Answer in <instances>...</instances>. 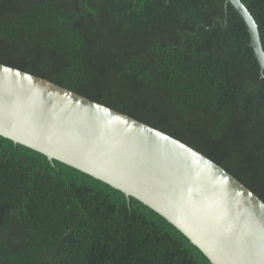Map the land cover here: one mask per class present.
Segmentation results:
<instances>
[{
	"label": "trees",
	"instance_id": "16d2710c",
	"mask_svg": "<svg viewBox=\"0 0 264 264\" xmlns=\"http://www.w3.org/2000/svg\"><path fill=\"white\" fill-rule=\"evenodd\" d=\"M264 50V0H241ZM225 0H0V63L201 152L264 202V77ZM0 264H212L156 211L0 135Z\"/></svg>",
	"mask_w": 264,
	"mask_h": 264
},
{
	"label": "water",
	"instance_id": "95a60500",
	"mask_svg": "<svg viewBox=\"0 0 264 264\" xmlns=\"http://www.w3.org/2000/svg\"><path fill=\"white\" fill-rule=\"evenodd\" d=\"M243 19L264 77L257 23ZM0 135L57 159L147 205L212 264H264V202L181 140L45 78L0 63Z\"/></svg>",
	"mask_w": 264,
	"mask_h": 264
},
{
	"label": "bare ground",
	"instance_id": "6f19581e",
	"mask_svg": "<svg viewBox=\"0 0 264 264\" xmlns=\"http://www.w3.org/2000/svg\"><path fill=\"white\" fill-rule=\"evenodd\" d=\"M2 136V135H1ZM3 137H5V136H3ZM7 138V137H6ZM9 139V138H8Z\"/></svg>",
	"mask_w": 264,
	"mask_h": 264
}]
</instances>
